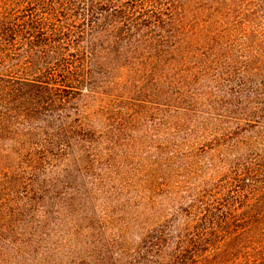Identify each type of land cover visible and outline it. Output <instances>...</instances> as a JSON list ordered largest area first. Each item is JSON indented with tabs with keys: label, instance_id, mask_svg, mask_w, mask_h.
<instances>
[{
	"label": "trees",
	"instance_id": "16d2710c",
	"mask_svg": "<svg viewBox=\"0 0 264 264\" xmlns=\"http://www.w3.org/2000/svg\"><path fill=\"white\" fill-rule=\"evenodd\" d=\"M0 264H264V0H0Z\"/></svg>",
	"mask_w": 264,
	"mask_h": 264
}]
</instances>
